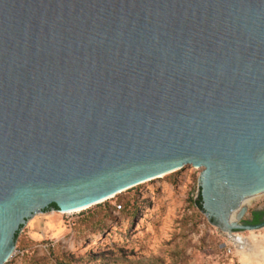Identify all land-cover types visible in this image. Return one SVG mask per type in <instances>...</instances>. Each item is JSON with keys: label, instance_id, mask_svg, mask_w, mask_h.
Listing matches in <instances>:
<instances>
[{"label": "water", "instance_id": "obj_1", "mask_svg": "<svg viewBox=\"0 0 264 264\" xmlns=\"http://www.w3.org/2000/svg\"><path fill=\"white\" fill-rule=\"evenodd\" d=\"M186 166L209 223L264 228V0H0V264L36 214Z\"/></svg>", "mask_w": 264, "mask_h": 264}, {"label": "rangeland", "instance_id": "obj_2", "mask_svg": "<svg viewBox=\"0 0 264 264\" xmlns=\"http://www.w3.org/2000/svg\"><path fill=\"white\" fill-rule=\"evenodd\" d=\"M202 171L186 166L88 209L36 214L6 264H264V228L229 234L197 208ZM254 213L264 196L241 222ZM242 245L258 256L245 260Z\"/></svg>", "mask_w": 264, "mask_h": 264}, {"label": "bare ground", "instance_id": "obj_3", "mask_svg": "<svg viewBox=\"0 0 264 264\" xmlns=\"http://www.w3.org/2000/svg\"><path fill=\"white\" fill-rule=\"evenodd\" d=\"M161 177H164V175L163 176H160V177H158V178H161ZM158 178H156V179H158ZM146 183V182H145ZM144 184V183H143ZM112 198V197H111ZM88 208V207H87ZM83 209H86V208H82V209H78V210H83ZM78 210H74V211H78ZM74 211H68V212H74ZM68 212H62V213H68ZM236 220V218L234 219V221ZM235 242L236 243H238L239 241H237L238 240V238L236 237L235 239ZM242 241V240H241ZM245 241V240H244ZM245 244V243H244ZM249 246V245H248ZM248 246H239L240 247V250H239V253L243 256V258L245 259V260H247V259H250L251 258V256H256V253H257V251L259 252V248H256V247H254V248H256V249H253V248H251V247H248ZM258 256V255H257ZM256 256V257H257Z\"/></svg>", "mask_w": 264, "mask_h": 264}, {"label": "trees", "instance_id": "obj_4", "mask_svg": "<svg viewBox=\"0 0 264 264\" xmlns=\"http://www.w3.org/2000/svg\"><path fill=\"white\" fill-rule=\"evenodd\" d=\"M197 205L200 207V209L204 210L203 208V203H202V195L200 194L199 195V199L196 201ZM50 209H55V210H58L57 207L55 205L51 206ZM262 216H264V213H254L253 214V217L255 218V222L254 223H258L260 218H262ZM23 228V227H22ZM21 228V230H22ZM20 230V231H21ZM20 231L19 233L17 234V237H16V240L19 238V234H20Z\"/></svg>", "mask_w": 264, "mask_h": 264}, {"label": "flooded vegetation", "instance_id": "obj_5", "mask_svg": "<svg viewBox=\"0 0 264 264\" xmlns=\"http://www.w3.org/2000/svg\"><path fill=\"white\" fill-rule=\"evenodd\" d=\"M264 221V216H262V218H260L259 222L258 223H261ZM255 222V218L252 217L250 220H248L247 223H250V224H258V223H254Z\"/></svg>", "mask_w": 264, "mask_h": 264}, {"label": "built area", "instance_id": "obj_6", "mask_svg": "<svg viewBox=\"0 0 264 264\" xmlns=\"http://www.w3.org/2000/svg\"><path fill=\"white\" fill-rule=\"evenodd\" d=\"M12 256H13V255H12ZM11 258H12V257H11ZM11 258H10V259H11ZM8 262H9V261H8Z\"/></svg>", "mask_w": 264, "mask_h": 264}]
</instances>
